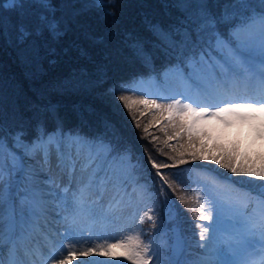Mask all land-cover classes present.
Masks as SVG:
<instances>
[{"label":"trees","instance_id":"obj_1","mask_svg":"<svg viewBox=\"0 0 264 264\" xmlns=\"http://www.w3.org/2000/svg\"><path fill=\"white\" fill-rule=\"evenodd\" d=\"M7 2L0 0V135L7 136L8 147H18L25 154L29 147L33 151L45 148L48 152L51 142L63 149L66 141L77 136L109 140L112 136L110 133L105 136L103 120H110L115 125L120 147L127 149L130 157V161H126L137 184V193L144 197L137 226L130 235L135 237L142 233L144 241L156 238L157 264H177L183 259V254L171 251L176 236H184L192 243L189 251H182L190 254V259L196 258L201 253L200 246L193 244L199 230L196 225L201 221L197 219L202 204L199 173L212 174L217 181L223 176L249 197L250 193L260 191L264 181L233 174L211 161L193 160L190 153L215 155L213 144L238 143L240 151L246 152L258 167L264 145L246 147L236 132H227L218 122L210 121L203 128L212 139L197 140L193 148L187 136L175 137L172 128L159 119L151 105L134 104L129 114L119 100V96L124 95L129 102L140 99L156 100L161 105L173 102L165 97L148 98L136 86L152 79V73L162 79L165 69L176 63L174 57L164 55L162 46L154 47L159 42L148 27L149 22L165 28L176 22L180 12L168 7L174 0H117L115 17L92 9L84 11L74 21L69 19L72 10L64 7L71 0H43L51 5L49 8L40 7L41 0H23L24 9L15 11L3 7ZM88 2L76 0V7ZM225 2L219 0L221 5ZM41 14L68 19L67 34L58 44L48 41L38 57L22 56L14 42L13 25L21 19L32 24ZM44 39L47 40L46 33ZM135 40L144 42L145 51L152 54L150 65H145L129 47ZM48 47L55 49V55L46 54ZM125 88L128 90H123ZM17 134H20V143L15 140ZM6 155H9L7 149ZM180 159L186 162L180 164ZM152 161L175 165L160 169L167 183L156 175ZM149 209L153 221L144 216Z\"/></svg>","mask_w":264,"mask_h":264},{"label":"snow or ice","instance_id":"obj_2","mask_svg":"<svg viewBox=\"0 0 264 264\" xmlns=\"http://www.w3.org/2000/svg\"><path fill=\"white\" fill-rule=\"evenodd\" d=\"M116 4L117 0H89L87 4L77 8L76 0H71L64 7L72 10L69 19L74 21L84 11L92 9L104 16L115 17ZM39 6L51 7L43 0ZM3 7L15 11L24 9L25 5L23 0H8ZM168 7H174L180 12L181 15L176 22L167 28L159 23L149 22V31L159 42L154 47L162 46L165 56L175 58L176 63L165 69V75L171 74L186 83L189 90L194 93L195 99H190L189 103L182 104L180 100H173L170 104L161 105L156 100L147 99L129 102L127 96L121 95L119 100L123 102L129 114L132 113L134 104L151 105L157 110L159 119L166 121L172 128L175 137L187 136L188 143L193 148L196 147L197 140L212 139L203 128V125L210 121H216L223 127H230L234 123L240 125L247 123L254 140L264 139V94L259 98H225L242 80L258 78L261 85H264V0H226L222 5L219 0L214 2L174 0V3ZM217 8L220 11H215ZM68 26V19L56 18L55 15L41 14L32 24L21 19L19 23L13 25L14 42L22 56L38 57L48 41L58 44L63 39L67 34ZM45 33L47 40L44 39ZM129 47L145 65L152 63L153 56L145 51L144 42L135 40ZM46 54L55 55V49L48 47ZM185 67L191 68V73L186 74ZM256 113L262 115L258 117ZM257 120L260 121L259 128L252 123ZM103 125L105 136L110 133L112 139L89 140L77 136L70 141L67 151L58 148L54 161L50 150L46 155H42V150L33 151L32 147L28 148L24 155L30 160L38 158L39 167H28L25 177L26 186L22 190L25 195L20 196L19 199L22 210L27 208L33 214L37 211L43 212L45 197L52 194L53 187L60 188L61 185L65 194L71 191L73 185L76 186V192L73 193L74 200L82 201L85 192L102 197L111 179L108 173L113 163L117 159L121 162L130 161L127 149L120 147L115 125L106 118L103 120ZM162 130L166 131V129ZM15 140L17 143L21 142L20 134L16 135ZM212 147L217 154L192 152L190 155L193 160L211 161L233 174H242L256 181H264V155L260 157L261 163L257 167L246 152L240 151L238 143L230 146L213 144ZM201 148L203 149V144ZM5 149L9 152L7 158ZM113 153L116 155L114 156ZM171 159L176 160L175 157ZM185 162L184 159L178 161L180 164ZM151 163L152 167L157 169L156 175L167 183L160 169L175 165L154 161ZM25 168L24 158H17V154L8 147L7 136L0 135V245L5 240L6 218L10 231L14 230L16 225L15 203H12L7 217L4 207L6 203L12 201L14 178L24 172ZM181 202H184L183 198ZM65 203L67 204L66 199ZM199 207L197 219L207 221L212 218L210 213L204 212L203 204ZM150 213L151 209L146 210L144 216L149 221H153L154 217ZM196 227L200 229V239L206 240L209 226L197 224ZM256 230L257 225H252L249 233L254 234ZM258 231L261 245L258 258L247 252L239 254L232 240L223 239L215 245L209 258L192 264H264V217L259 221ZM141 237L142 233L135 237L129 235L119 239L115 244L95 243L82 237L73 238L67 245L61 243L58 250L54 246L47 260L51 264H72L74 260L76 264H124V261H129L131 264H156L153 260L154 250L151 243H146ZM113 247L123 249L119 254L122 259L99 260L93 256L94 252L109 256L111 255L109 249ZM230 254L235 258H227ZM89 257L93 258L89 259ZM0 264H4L3 259H0ZM9 264H17V262L15 259H10Z\"/></svg>","mask_w":264,"mask_h":264},{"label":"rangeland","instance_id":"obj_3","mask_svg":"<svg viewBox=\"0 0 264 264\" xmlns=\"http://www.w3.org/2000/svg\"><path fill=\"white\" fill-rule=\"evenodd\" d=\"M191 71V68L187 69V73H191ZM137 88L142 94L150 98L166 96L173 100H180L182 104L189 103L190 99H195V95L189 90L188 85L171 74H168L167 76L164 74L163 79H150L145 82H140L137 84ZM243 88H246L250 95L243 92ZM257 92H264V85H261L258 78H251L242 80L232 89L229 96L236 98H259L260 96L257 95ZM251 94H253L254 97H252ZM255 115L259 117L262 114L256 113ZM252 123L259 128V120L253 121ZM224 128L227 132H236L237 136L239 135L241 140H243L244 146L257 147L264 145V139H253V133L247 123L243 125L234 123L232 126ZM69 146L70 141H67L64 146L66 150H64L67 151ZM57 150V144L53 142L51 144L53 161ZM13 151L16 152L15 150ZM18 155L20 156L22 154L18 153ZM42 155H45V153L42 152ZM8 156L9 155H6V158ZM24 161L26 165L25 169L30 166L39 167L38 159L37 161H32L29 158H24ZM126 162L127 161H115L113 163L112 168L108 173L111 179L107 185L106 191L103 192L101 199L98 200L95 198V200L91 201L86 198L88 192H85V198L82 201L74 200L73 193L76 192V186L73 185L71 191L65 194L62 191L63 185H61L60 188L53 187L51 189L52 194L45 197V210L43 212L37 211L34 214L27 208L22 210L19 205L20 196L25 195L22 191L23 189L19 187L18 183L20 182L25 185L26 182L24 179V182L21 180L19 181V178L23 176V173L21 172L14 178V200L19 207V215L17 214L18 222L31 224L35 229V232H37V235L40 236L43 241L39 244L40 254L45 255L47 259L50 252L53 250L54 246L48 248L44 243L55 244V247L58 250L61 243L67 245L68 241L73 238L80 239L82 237L95 243L107 242L115 244L119 239L130 235V232L137 226L140 209L139 206L141 205L139 204L140 200L134 195L137 186L135 185L132 189L129 186V184L134 183V181L131 178L127 179L130 177V174L129 166L127 165L128 162ZM19 175L22 176L19 177ZM41 175L43 176V174ZM125 182L127 183V186L124 188L122 184ZM201 188L203 205L212 218L209 219V224L206 222L205 224L203 223L204 225L209 226L210 230L209 233L206 234V240L201 241L202 245H206L203 249L206 248L207 252L200 255V259L198 260L209 258L215 245L223 239L232 240L236 245L239 254L247 252L258 258L259 254L257 253L258 255H256L255 253L261 248L258 224L260 219L264 217V188L262 189V197L251 198V200L253 199L252 201L257 202V204L255 210L249 214L245 211V205L249 198L243 195L237 190L238 188L231 183L225 182L216 184L212 180H205L201 182ZM115 193H117L120 198H117L118 200L116 202L114 201L109 204L112 198H110V201H106V199L109 196L111 197L115 195ZM77 196H79V193H77ZM65 199L67 200V204L65 203ZM14 200L12 199V201L5 204L4 211L6 217ZM60 216L63 219L61 218V221L59 220L56 222V219ZM35 218H38V224L35 223ZM47 221L48 224H53L58 228V234H54L50 229V226L47 224ZM7 224L8 221L6 218L4 230L5 240L0 246L5 245V241L8 237L9 229ZM252 225H257V230L254 234L249 233V228ZM18 227L22 234L25 233L24 231H21L20 224ZM21 236L22 235L20 234V237ZM237 239H239V241H237ZM145 242H150L152 247L156 246L155 241L152 238ZM183 244L184 243H182L178 237H175V240L171 245V247H173V250L171 248L172 253L174 250L179 252L180 247L185 248V244ZM122 252L123 249L113 247L109 249V253L111 254L109 256L100 255L95 252L93 253V256L99 260L122 259L119 255ZM91 258L93 257H89V259ZM227 258H235V256L230 254ZM185 260H187V258L184 259V262H186ZM3 261L4 264H9V256L6 254V251H4ZM26 261L30 264L28 259H24L22 264H26ZM45 264H51V262L48 261ZM72 264H76V261L74 260Z\"/></svg>","mask_w":264,"mask_h":264}]
</instances>
